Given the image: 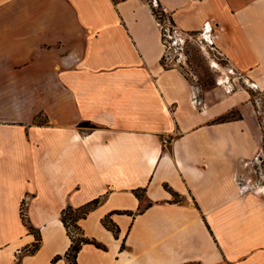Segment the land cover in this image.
Returning <instances> with one entry per match:
<instances>
[{
	"label": "crops",
	"instance_id": "1",
	"mask_svg": "<svg viewBox=\"0 0 264 264\" xmlns=\"http://www.w3.org/2000/svg\"><path fill=\"white\" fill-rule=\"evenodd\" d=\"M156 2L227 63L201 98L146 0H0V264H69L96 199L77 264H264V0Z\"/></svg>",
	"mask_w": 264,
	"mask_h": 264
},
{
	"label": "rangeland",
	"instance_id": "2",
	"mask_svg": "<svg viewBox=\"0 0 264 264\" xmlns=\"http://www.w3.org/2000/svg\"><path fill=\"white\" fill-rule=\"evenodd\" d=\"M146 1L150 3L151 8L153 6L155 9H158L157 8L158 6L155 5V0H146ZM175 42H176V44H174L175 47L168 50L169 56L171 58V62L169 63V65L170 67L179 69L181 72L185 74V76L189 79V81L195 88L197 98L203 97L207 92L211 91L215 87H218V81H220V78L226 77V75L223 74L222 69H226L228 67L224 57L214 48L207 35L203 36V33H199V32H194L187 35L180 34L178 38L175 40ZM247 89L248 92L252 93L251 99L253 101L255 111L259 117L258 120L261 121L262 125L264 126L263 96H262V100H259V97L256 96V92H254V90L249 89L248 87ZM3 91H4L3 89L0 90L1 93H3ZM7 91L9 90H5L4 92ZM232 113H233V118H236L238 116L236 111ZM43 117L44 116L40 114V117L36 119V123L38 124L44 123L45 119ZM262 131H263V145H264V130ZM24 206H25V200H22L21 218H25L24 219L25 223L23 221L22 222L26 227L27 232H29V234H32L29 230V227L31 226L33 229L36 228L33 227L30 224L29 220L26 218L23 210ZM71 230H72V234L75 237L77 236V233H80L78 231H75L73 227H71ZM25 248L26 247L23 248L24 252L26 251ZM34 253H30V254H34Z\"/></svg>",
	"mask_w": 264,
	"mask_h": 264
},
{
	"label": "trees",
	"instance_id": "3",
	"mask_svg": "<svg viewBox=\"0 0 264 264\" xmlns=\"http://www.w3.org/2000/svg\"><path fill=\"white\" fill-rule=\"evenodd\" d=\"M157 6H158L157 7L158 9H155L154 7H152V13L154 16H156V18L163 20L165 17H169V15H167V13H165L163 11V9L159 5V3H157ZM169 19H170L171 23L174 25L172 19L170 17H169ZM161 65L164 68H170V66L164 65V61L162 58H161ZM232 119H233V113L231 112L229 115L220 118V121L224 122V121L232 120ZM79 127L94 128L95 126L91 125L90 123L83 122V123L79 124ZM137 195H138V193H137ZM98 203H99V199H96V200H93V201L89 202L88 204H86L80 208L73 209L71 207H67L61 212L60 220H61L63 226L65 227L67 234L71 240L70 247L64 255V258L69 262V264H77V262H76L77 254H78V252L81 249V246L83 244H94L95 246L101 248V245L98 244L95 240L88 239L82 235L81 228L78 224V222L81 219L85 218V216ZM24 219L25 218H22L23 222H24ZM102 223L107 229L111 230L115 235L117 234L118 230H117L116 226L114 225V223L109 219V217L104 218L102 220ZM71 227H73L75 229V231L80 232V233H77L76 237L72 234ZM29 230L35 236V242L30 247L25 248V250H26L25 252L27 254L36 252L39 249L40 241H41V236H40L39 230L33 229L31 226L29 227ZM61 258H62V256H56L53 258L52 261L56 262V261L60 260Z\"/></svg>",
	"mask_w": 264,
	"mask_h": 264
},
{
	"label": "built area",
	"instance_id": "4",
	"mask_svg": "<svg viewBox=\"0 0 264 264\" xmlns=\"http://www.w3.org/2000/svg\"><path fill=\"white\" fill-rule=\"evenodd\" d=\"M155 5H157L156 0H155ZM154 17H155V19L157 21V25L159 26L160 31H161V41H162V46H163V50H164L161 58L164 61V65L170 66L169 63L171 62V58L169 56L168 50L175 47V45H174V44H176L175 40L178 38L179 32L175 29V26L171 23L169 17H165L163 20L156 18V16H154ZM171 44H172V46H171ZM256 95H257V97H259V100H262V96L260 94H258L256 92ZM258 114H259V112H258ZM263 115H264V109H263ZM261 124H262V122H261ZM263 129H264V126H263Z\"/></svg>",
	"mask_w": 264,
	"mask_h": 264
}]
</instances>
